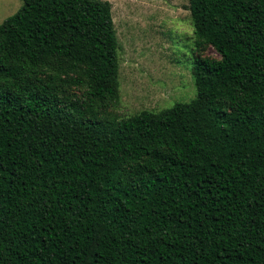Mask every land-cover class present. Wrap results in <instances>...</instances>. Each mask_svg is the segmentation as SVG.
Here are the masks:
<instances>
[{
	"label": "trees",
	"instance_id": "16d2710c",
	"mask_svg": "<svg viewBox=\"0 0 264 264\" xmlns=\"http://www.w3.org/2000/svg\"><path fill=\"white\" fill-rule=\"evenodd\" d=\"M21 1L0 24V264H264V0H188L195 97L126 118L110 3Z\"/></svg>",
	"mask_w": 264,
	"mask_h": 264
},
{
	"label": "rangeland",
	"instance_id": "374dc122",
	"mask_svg": "<svg viewBox=\"0 0 264 264\" xmlns=\"http://www.w3.org/2000/svg\"><path fill=\"white\" fill-rule=\"evenodd\" d=\"M104 1L111 5L119 45V102L111 113L126 118L192 100L191 64L196 54L188 0ZM21 6V0H0V24ZM198 54L219 59L211 47Z\"/></svg>",
	"mask_w": 264,
	"mask_h": 264
}]
</instances>
